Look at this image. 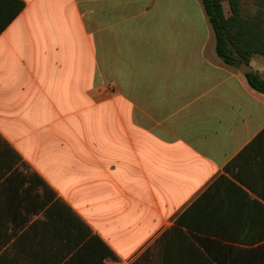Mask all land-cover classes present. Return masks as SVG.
I'll list each match as a JSON object with an SVG mask.
<instances>
[{"label": "crops", "instance_id": "1", "mask_svg": "<svg viewBox=\"0 0 264 264\" xmlns=\"http://www.w3.org/2000/svg\"><path fill=\"white\" fill-rule=\"evenodd\" d=\"M21 1L0 32V264H219L257 245L264 94L218 56L201 0Z\"/></svg>", "mask_w": 264, "mask_h": 264}, {"label": "trees", "instance_id": "2", "mask_svg": "<svg viewBox=\"0 0 264 264\" xmlns=\"http://www.w3.org/2000/svg\"><path fill=\"white\" fill-rule=\"evenodd\" d=\"M16 1V7H13ZM230 13L227 15L223 0H201L204 11L215 36L216 52L228 65L238 66L241 60L250 64L255 54L264 55V3L263 0H227ZM3 10L7 8V16L0 23V32L21 11L24 2L21 0H2ZM253 8V10H252ZM251 87L264 94V77L253 70L245 74ZM264 144V129L251 141ZM262 152L256 151L259 156ZM254 155V157H256ZM240 155L235 157L226 169L239 165ZM257 159V158H256ZM257 165L260 164L256 161ZM238 178L240 175L235 174ZM248 187L264 196V182H245ZM45 186H47L45 184ZM63 203V202H59ZM56 204V203H55ZM71 212L68 205L64 204ZM255 246L244 247L227 245L225 254L227 261L219 264H264V233L255 240Z\"/></svg>", "mask_w": 264, "mask_h": 264}, {"label": "water", "instance_id": "3", "mask_svg": "<svg viewBox=\"0 0 264 264\" xmlns=\"http://www.w3.org/2000/svg\"><path fill=\"white\" fill-rule=\"evenodd\" d=\"M238 69L240 70V72H242L243 74H246L248 72H252L253 68L246 63L244 60H241L238 64Z\"/></svg>", "mask_w": 264, "mask_h": 264}, {"label": "rangeland", "instance_id": "4", "mask_svg": "<svg viewBox=\"0 0 264 264\" xmlns=\"http://www.w3.org/2000/svg\"><path fill=\"white\" fill-rule=\"evenodd\" d=\"M263 3H264V0L262 1ZM223 4H224V8H225V11H226V14L228 15L229 13H230V6H229V4H228V1L227 0H223ZM252 10H253V8H252ZM210 29H211V32L213 33V31H212V28H211V26H210ZM214 34V33H213ZM264 58V56L263 55H257V59L259 58ZM263 62V61H262ZM262 62H261V64H262ZM263 66H264V62H263Z\"/></svg>", "mask_w": 264, "mask_h": 264}]
</instances>
